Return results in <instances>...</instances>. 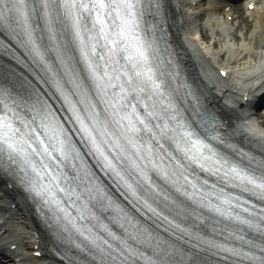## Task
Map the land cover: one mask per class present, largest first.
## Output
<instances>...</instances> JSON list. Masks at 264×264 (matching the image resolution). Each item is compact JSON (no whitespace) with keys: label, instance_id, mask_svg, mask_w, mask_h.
I'll list each match as a JSON object with an SVG mask.
<instances>
[{"label":"snow or ice","instance_id":"1","mask_svg":"<svg viewBox=\"0 0 264 264\" xmlns=\"http://www.w3.org/2000/svg\"><path fill=\"white\" fill-rule=\"evenodd\" d=\"M153 8L0 0V168L46 209L69 264H264V157L184 114Z\"/></svg>","mask_w":264,"mask_h":264},{"label":"bare ground","instance_id":"2","mask_svg":"<svg viewBox=\"0 0 264 264\" xmlns=\"http://www.w3.org/2000/svg\"><path fill=\"white\" fill-rule=\"evenodd\" d=\"M250 3L255 7L249 9L247 4L246 13L252 18L243 17L242 28L235 22L237 17L231 20L233 13L216 0H163L174 50L186 73L223 117L225 132L264 153V133L241 113L252 87L264 80V0ZM198 30L205 42L198 40ZM224 57L229 75L220 81L213 67ZM9 182L0 171V264H61L46 245L52 243L51 235L38 224L21 191ZM36 250L42 255L35 256Z\"/></svg>","mask_w":264,"mask_h":264},{"label":"rangeland","instance_id":"3","mask_svg":"<svg viewBox=\"0 0 264 264\" xmlns=\"http://www.w3.org/2000/svg\"><path fill=\"white\" fill-rule=\"evenodd\" d=\"M241 17H243V16H245V17H247V15L244 13V10H243V8H239V10H238V12H237ZM248 18V17H247ZM249 19V18H248ZM237 22L238 23H241V25L242 26H245L246 25V23L244 22V20H242L241 18H238V20H237Z\"/></svg>","mask_w":264,"mask_h":264}]
</instances>
